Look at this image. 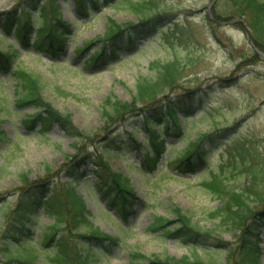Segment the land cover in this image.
Segmentation results:
<instances>
[{"label":"rangeland","instance_id":"374dc122","mask_svg":"<svg viewBox=\"0 0 264 264\" xmlns=\"http://www.w3.org/2000/svg\"><path fill=\"white\" fill-rule=\"evenodd\" d=\"M44 1L0 0V12L17 5L19 12L25 6L34 14L26 28L30 30L28 44L0 27V50L12 54V66L22 67L39 79L44 99L62 113H69L74 127L85 132L84 139L78 141L58 125L46 132L38 125L29 127L23 119L37 108L18 105L17 79L12 70L0 72V264H14L9 256H37L35 264H54L50 252L55 245L45 247L40 242L55 222L44 205H38L36 219L28 225L31 237L20 244L11 236L8 221L22 191L19 187L24 185L23 174L40 184L51 180L50 186L43 188L45 197L55 185L59 189L74 187L86 203L93 226L117 239L109 249L81 243L83 251L89 247L96 252L83 264H129L133 251L160 259L188 256L194 261L199 256L204 264H241V247L235 261L228 254L241 246L240 231L221 225L220 218L212 215L223 201L209 182L223 179L229 188L237 190L256 183L259 191L255 193L264 195V50L252 40V29L233 17L229 0H158L161 14L144 21L126 0H101L85 14L75 0H57L63 22L53 21L65 39H60L62 46L54 51L33 45L39 35V8ZM85 1L91 6V0ZM110 18L120 24H136L130 35L133 44L89 65L103 42L99 39L108 32ZM24 20L21 18L20 23ZM127 35L123 33V40ZM90 41L91 47L86 48ZM175 58L185 67L174 88L159 95L160 102L174 100L173 105L188 108L190 114L187 123L180 112L177 124L169 121L154 126V135L164 139L165 145L153 167L145 159L147 144L152 145L147 139L153 138L145 123L153 120L151 107L107 120L104 103L108 97L130 101L140 78L156 77L152 62ZM182 107L176 109L181 111ZM196 140L200 157L196 153L193 170L185 172L186 163L177 168L176 161ZM104 149L110 168L126 176L134 194L132 213L127 218H122L109 204L108 196L96 189V176L87 174V159ZM73 166L78 179L71 175ZM249 168L258 169L260 179ZM174 206L207 232L204 242H184L151 229L155 215L174 218ZM257 206L264 218V202ZM7 246L10 253L6 257L3 250ZM256 247L258 264H264V228Z\"/></svg>","mask_w":264,"mask_h":264},{"label":"trees","instance_id":"16d2710c","mask_svg":"<svg viewBox=\"0 0 264 264\" xmlns=\"http://www.w3.org/2000/svg\"><path fill=\"white\" fill-rule=\"evenodd\" d=\"M53 1L46 0L39 8V18L42 19L39 23L38 29L39 35L34 39L33 45L37 48L52 50H58L62 46V41L65 39L59 30L58 22H63L61 16H59L58 7L53 6ZM101 0H91V6L85 0H75L82 13L90 11V8H94ZM112 1V0H104ZM114 1V0H113ZM130 8L141 15L142 21L151 18L157 14H161V7L158 6V0H126ZM230 7L233 9L234 18L244 20L253 31L252 40L256 45L264 50V0H229ZM49 5V6H48ZM52 10V11H50ZM151 16L148 17L149 13ZM50 13L53 15H50ZM33 11L26 9L24 6L21 11H18L16 5L12 10L0 12V27L5 33H15V36L24 45H27L29 41V31L26 29L31 26V18L33 17ZM220 15V13H219ZM52 16V18H51ZM228 17L229 15H220ZM25 17V20L20 23L21 18ZM66 26H70L64 22ZM136 24L127 22L120 24L109 19L108 32L99 40L103 41L100 48L96 49L92 60L89 62L96 63L100 58L107 59L108 54L115 53L116 50L125 49L128 50L129 45L133 44L131 39V33ZM123 33L128 34L127 40H123ZM55 38L57 39L56 42ZM132 40V41H130ZM86 48L91 47V41L86 44ZM46 47V48H45ZM47 48V50H49ZM83 49L79 48V51ZM153 66L157 69V75L153 79L142 77L138 80L136 85V92L132 99L128 102H121L114 100L113 97H108L105 100L104 106L105 115L108 119H113L115 116H122L127 112L137 113L143 111L148 106L151 107L153 120H146V129L153 132V138L147 139L151 141V146L147 144V154L145 155L146 163L150 162L153 167L157 166L160 159V155L165 145L164 139H157L158 136L154 135V126H158L164 122L169 121L178 123L179 113L185 114V122H188L187 115L190 114L188 108L182 107V105H173L174 100H167L160 102V94L164 93L167 89H172L181 78L180 74L185 65L178 58L169 60L168 62L154 61ZM13 72L14 77L17 79L18 94L16 103L20 106L34 105L37 111L26 117L24 122L29 126L38 125L41 132L49 131L54 125H58L65 129L70 135L77 136V140L84 139V131L78 130L72 123L69 113H62L51 102L46 101L41 94L42 86L39 79L32 73L23 69L22 67L12 66V54L8 51L0 50V72ZM183 109L178 111L179 107ZM115 115V116H114ZM1 123V119H0ZM134 136L133 133H131ZM205 135V134H203ZM202 138V137H201ZM2 131L0 130V143L2 142ZM112 141V139H110ZM191 142V141H190ZM199 140L193 141L186 147V152L180 156L176 162L177 168L182 164L184 165L183 171L190 172L193 170L194 157L196 153L200 157L198 149ZM78 145V142H77ZM189 147V148H188ZM107 149L98 154H91L89 161V171L87 174L93 173L96 176L97 183L96 189L102 194L107 195L109 204L115 206L116 211L122 218H127L132 213L133 204V192L130 188L129 181L126 176L118 171L112 170L106 157ZM158 154V155H157ZM84 154V157L85 158ZM99 157V161L95 158ZM94 158V159H92ZM102 163V164H101ZM72 165V164H71ZM70 165V166H71ZM69 166V167H70ZM104 166L105 168L102 169ZM47 169L50 167L46 166ZM88 168V166L86 167ZM73 171L71 175L74 179H78L77 169L72 167ZM253 176L260 179V172L258 169H247ZM85 174V176H87ZM21 181L24 184L19 187L21 194L19 195L16 205L9 216V226L11 227V236L20 244L26 240L25 238L31 237L29 223L34 221L36 209L38 205H45L48 214L53 215L55 222L50 227L49 231L43 233L41 244L45 247H50L51 244L55 245L53 251H49L50 259L54 264H83L86 257L92 258L96 252L92 251L88 247L89 251H83V244L89 245L94 243L101 245L109 249L110 244H116L114 237L109 236L93 226L90 219H88L89 211L86 210V203L81 195H79L75 188L72 186H66L59 189L58 185L54 186L53 192L45 197L44 189L51 184V180H47L40 184L39 181H32L27 175L21 176ZM39 183V184H38ZM213 192L216 193L223 201L221 208L215 210L212 213L213 216L220 218L221 225L233 226L234 230L239 229V234L242 240V244L239 247H234L233 251H229L232 261L236 260V254L241 247L242 253L240 254L241 264H258L260 253L257 246L259 234L261 229L264 228V218L260 212V207H255V204L264 202V195L261 193H255L258 190V184L253 186L248 185L242 190L235 188H229L223 179H215L209 182ZM40 186L42 188L40 189ZM44 188V189H43ZM173 217L168 218L163 215H155L151 224L153 231L162 230L169 238H179L184 242H204L207 232L203 231L201 227L193 222L191 216L187 215L180 207H173ZM26 231V232H25ZM60 231H63L62 234ZM212 231V230H211ZM80 239V242H79ZM28 240V239H27ZM82 244V246H80ZM7 246L3 250V255L7 257L10 253ZM240 250V249H239ZM5 252V253H4ZM227 254V255H228ZM88 255V256H87ZM197 255V252H196ZM198 256V255H197ZM36 257L30 258L12 256L7 257L8 260L15 262L14 264H35ZM246 258L248 260L245 262ZM237 259H239L237 257ZM226 262H229L226 261ZM231 262V260H230ZM245 262V263H244ZM129 264H204L199 256L192 261L190 257L185 256L182 259H173L172 257L166 259L152 258L139 251H133ZM208 264H219L215 261H210Z\"/></svg>","mask_w":264,"mask_h":264}]
</instances>
